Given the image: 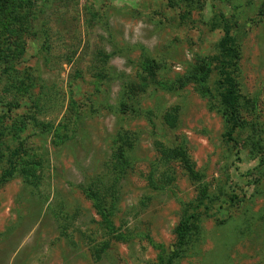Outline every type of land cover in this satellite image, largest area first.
Masks as SVG:
<instances>
[{
    "label": "rangeland",
    "instance_id": "rangeland-1",
    "mask_svg": "<svg viewBox=\"0 0 264 264\" xmlns=\"http://www.w3.org/2000/svg\"><path fill=\"white\" fill-rule=\"evenodd\" d=\"M219 13L229 136L213 72L180 81ZM202 186L172 264H264V0H0V264H166Z\"/></svg>",
    "mask_w": 264,
    "mask_h": 264
},
{
    "label": "trees",
    "instance_id": "trees-1",
    "mask_svg": "<svg viewBox=\"0 0 264 264\" xmlns=\"http://www.w3.org/2000/svg\"><path fill=\"white\" fill-rule=\"evenodd\" d=\"M221 22V36L216 42L215 52L209 57L207 65L189 71L183 76L180 81L185 79H198L205 81L208 79V74L213 72L214 78L212 80V88L209 90L211 96L217 102V105L224 117L226 124V136H229L237 125L235 106L239 99V93L236 88V81L234 76L235 60L238 55L234 39L229 27L225 24L222 13L218 14ZM11 154V160L13 159ZM6 174H11L10 171H5ZM190 178L195 175L191 172ZM24 176V175H23ZM204 187H200L197 199L194 203L187 205L182 211L181 220L178 222L175 230L176 241L175 247L166 259V264H172L175 257L186 246L190 239L192 227L195 226V220L199 210H207L208 205L205 202Z\"/></svg>",
    "mask_w": 264,
    "mask_h": 264
}]
</instances>
